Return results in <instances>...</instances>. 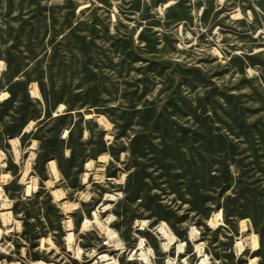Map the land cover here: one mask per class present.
I'll return each instance as SVG.
<instances>
[{
	"label": "rangeland",
	"instance_id": "rangeland-1",
	"mask_svg": "<svg viewBox=\"0 0 264 264\" xmlns=\"http://www.w3.org/2000/svg\"><path fill=\"white\" fill-rule=\"evenodd\" d=\"M0 264H264V0H0Z\"/></svg>",
	"mask_w": 264,
	"mask_h": 264
},
{
	"label": "bare ground",
	"instance_id": "bare-ground-1",
	"mask_svg": "<svg viewBox=\"0 0 264 264\" xmlns=\"http://www.w3.org/2000/svg\"><path fill=\"white\" fill-rule=\"evenodd\" d=\"M31 93L35 95L37 93L36 89L32 88L31 89ZM12 142H14V140H12ZM2 218H3V222H5L7 220V217H6L5 213L2 214ZM86 222H87V220L85 219L84 222H83V225H85ZM165 236L167 237L168 242H171L173 240L172 233H167V234H165ZM190 236L192 237V232H190ZM67 241H68V246L71 247L72 246V243H71V232H68ZM138 245L141 247V242H139ZM202 261H204V259Z\"/></svg>",
	"mask_w": 264,
	"mask_h": 264
}]
</instances>
